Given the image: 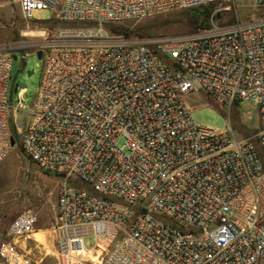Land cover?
Listing matches in <instances>:
<instances>
[{
    "label": "built area",
    "instance_id": "2783aa9c",
    "mask_svg": "<svg viewBox=\"0 0 264 264\" xmlns=\"http://www.w3.org/2000/svg\"><path fill=\"white\" fill-rule=\"evenodd\" d=\"M231 1L17 0L28 30L35 11L61 25L0 45V163L18 144L58 178L53 234L66 260L264 264V18L220 25L213 14L208 28L172 37L106 29ZM25 49L42 53V74L32 105L17 89L12 108ZM200 91L224 106L256 103L257 132L237 139L196 124L187 96ZM19 111L26 124L13 126ZM36 221L28 210L11 222L0 264H34L19 241Z\"/></svg>",
    "mask_w": 264,
    "mask_h": 264
},
{
    "label": "rangeland",
    "instance_id": "374dc122",
    "mask_svg": "<svg viewBox=\"0 0 264 264\" xmlns=\"http://www.w3.org/2000/svg\"><path fill=\"white\" fill-rule=\"evenodd\" d=\"M212 6L211 14H214V22L220 25L236 22L243 24L264 18V0H232ZM200 9L201 7H194L146 20L111 24L106 26V29L113 35L128 38L172 37L189 34L197 28L190 15ZM53 16L54 13L50 10L35 11L33 17L38 22L36 26L35 23L30 24L29 31L34 32L35 27L38 29L47 27L53 31L61 25L52 19ZM29 31L20 15L17 0H0V45L22 40L27 42L40 40L37 33H28L27 39L21 38L22 32ZM16 55L18 60L13 62L12 81L14 85H18V91L26 90L23 95V104L30 107L39 86L43 60H39L29 49L17 52ZM21 55H25L23 61ZM28 72L31 73L30 76L27 75ZM17 99L21 100L17 94L12 93L9 99L12 108L17 107ZM187 101L193 120L198 125L216 130L230 128L231 134L237 139L251 137L259 128L258 108L252 101H238L231 106H224L201 91L189 94ZM11 112L12 110L9 115ZM26 120V114L19 111L12 119V125H25ZM123 144L124 139L120 138L116 147L120 149ZM57 185L58 178L41 171L24 155L18 144L0 163V244L9 240L8 228L18 215L28 210L34 212L37 216L34 233L46 232L47 240V243L41 244L31 236L26 241V246L22 247L28 252L34 264H77L63 258L56 247L53 225ZM78 259L82 260L83 264H91L90 259H84L83 256H78Z\"/></svg>",
    "mask_w": 264,
    "mask_h": 264
},
{
    "label": "trees",
    "instance_id": "16d2710c",
    "mask_svg": "<svg viewBox=\"0 0 264 264\" xmlns=\"http://www.w3.org/2000/svg\"><path fill=\"white\" fill-rule=\"evenodd\" d=\"M212 8V5L201 6L200 10H195V12L190 15L191 20L197 26L196 29H206L210 26L209 19L212 15ZM139 37L142 38V36Z\"/></svg>",
    "mask_w": 264,
    "mask_h": 264
},
{
    "label": "bare ground",
    "instance_id": "6f19581e",
    "mask_svg": "<svg viewBox=\"0 0 264 264\" xmlns=\"http://www.w3.org/2000/svg\"><path fill=\"white\" fill-rule=\"evenodd\" d=\"M29 31V30H28ZM30 32V31H29ZM33 34H35L36 32H32ZM27 35H29V34H27ZM31 36V35H30ZM48 233V232H47ZM32 237H33V239L35 240V241H37V242H39V243H41V244H45V242L47 241L46 240V232H44V231H38V232H36V233H33L32 234ZM47 243V242H46ZM47 245V244H46ZM79 256H82L81 254L79 255ZM83 258L84 259H90L89 261H91V263L95 260V258H94V256H83ZM77 259H78V257H77ZM73 262L72 263H83V261L82 260H76V259H73L72 260Z\"/></svg>",
    "mask_w": 264,
    "mask_h": 264
},
{
    "label": "water",
    "instance_id": "95a60500",
    "mask_svg": "<svg viewBox=\"0 0 264 264\" xmlns=\"http://www.w3.org/2000/svg\"><path fill=\"white\" fill-rule=\"evenodd\" d=\"M36 56H37V58H38L39 60H41L42 53H41V52H37V53H36ZM14 59H16L15 56H14ZM27 75L30 76L31 73L28 72ZM17 89H18V85L16 84V85H14V87H13V91H12V93H13V94H16V93H17ZM11 145H12V146L15 145V141H14L13 139H11Z\"/></svg>",
    "mask_w": 264,
    "mask_h": 264
},
{
    "label": "crops",
    "instance_id": "0c3cea01",
    "mask_svg": "<svg viewBox=\"0 0 264 264\" xmlns=\"http://www.w3.org/2000/svg\"><path fill=\"white\" fill-rule=\"evenodd\" d=\"M27 241V240H26ZM26 241H23V240H21V241H19L20 242V247L22 248V247H25L26 246Z\"/></svg>",
    "mask_w": 264,
    "mask_h": 264
}]
</instances>
